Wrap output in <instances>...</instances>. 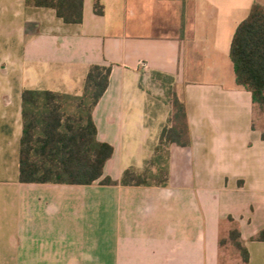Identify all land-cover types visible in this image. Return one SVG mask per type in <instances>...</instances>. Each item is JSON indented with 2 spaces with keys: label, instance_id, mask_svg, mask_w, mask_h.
<instances>
[{
  "label": "crops",
  "instance_id": "0c3cea01",
  "mask_svg": "<svg viewBox=\"0 0 264 264\" xmlns=\"http://www.w3.org/2000/svg\"><path fill=\"white\" fill-rule=\"evenodd\" d=\"M100 2L102 16L83 0L81 24H65L52 9L0 0V264H219L230 226L248 264H264L254 240L264 131L229 58L236 28L264 0ZM92 66L111 69L92 119L113 148L103 178L115 182L143 169L172 114L145 78H173L191 145L169 147L166 186L19 182L22 91L81 96Z\"/></svg>",
  "mask_w": 264,
  "mask_h": 264
},
{
  "label": "trees",
  "instance_id": "16d2710c",
  "mask_svg": "<svg viewBox=\"0 0 264 264\" xmlns=\"http://www.w3.org/2000/svg\"><path fill=\"white\" fill-rule=\"evenodd\" d=\"M25 6L52 9L65 24H81L83 0H25ZM96 15L104 14L100 0H93ZM229 58L238 86L251 94L252 104L264 109V5H252L248 17L235 30ZM111 69L92 66L81 96L25 89L21 93L22 135L19 149V182L88 186L164 187L168 183V149L189 147L191 137L185 105L171 94L172 114L162 128L153 156L142 170L127 169L119 182L103 178L113 148L97 141L93 110L108 86ZM173 85V78L155 75ZM264 139V135L262 136ZM231 221V220H230ZM229 240L248 264V252L237 228ZM264 242V230L254 238ZM225 240H221L222 246Z\"/></svg>",
  "mask_w": 264,
  "mask_h": 264
},
{
  "label": "rangeland",
  "instance_id": "374dc122",
  "mask_svg": "<svg viewBox=\"0 0 264 264\" xmlns=\"http://www.w3.org/2000/svg\"><path fill=\"white\" fill-rule=\"evenodd\" d=\"M144 86L149 96L153 99L154 105H157L158 101H160L164 103L165 108H170L171 94L174 90L171 83L162 78L150 76L145 78ZM254 122L257 127L264 131V109L261 110L257 105L254 107ZM233 229L234 227L230 226L228 231H223L221 234V240H225V243L220 246L219 264H243L240 253L229 240V232Z\"/></svg>",
  "mask_w": 264,
  "mask_h": 264
},
{
  "label": "built area",
  "instance_id": "2783aa9c",
  "mask_svg": "<svg viewBox=\"0 0 264 264\" xmlns=\"http://www.w3.org/2000/svg\"><path fill=\"white\" fill-rule=\"evenodd\" d=\"M140 66L144 69V70H146L147 69V66H146V64H140Z\"/></svg>",
  "mask_w": 264,
  "mask_h": 264
}]
</instances>
